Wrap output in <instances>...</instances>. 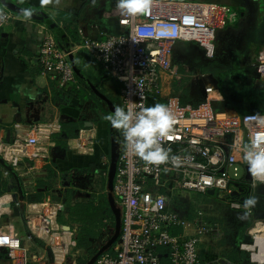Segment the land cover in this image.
I'll return each mask as SVG.
<instances>
[{
	"label": "built area",
	"instance_id": "obj_1",
	"mask_svg": "<svg viewBox=\"0 0 264 264\" xmlns=\"http://www.w3.org/2000/svg\"><path fill=\"white\" fill-rule=\"evenodd\" d=\"M0 30L14 18L13 12L0 3ZM111 14L117 18L120 33L93 38L82 34L76 49L92 56L106 73L120 84V106L153 105L163 86V73L181 81L185 74L173 64V45L177 41H196L207 58L216 56L215 39L218 28L233 24L237 12L230 6L197 0H154L151 10L133 17L120 16L115 7ZM103 34V33H102ZM71 51H64L55 35L45 28L38 53V63L50 81L67 92L81 88ZM207 52L211 55L208 56ZM254 68L264 80V47L255 58ZM205 100L197 106L182 104L178 97L167 99L175 115V123L163 144L172 155L181 158L179 167L171 163L150 166L125 147L119 154L113 182V194L122 211L121 230L112 251L101 253L95 264H210L201 253L200 245L211 231L216 237L219 228L205 221L204 212L195 222L194 233H187L193 222L184 219L171 205L173 190H187L207 194L210 189L228 200L232 209L244 210L243 201L254 195L255 187L246 179V164L242 145L258 131L249 117L257 112H229L216 108L213 101H224L220 90L210 84L204 88ZM216 93L217 98L210 95ZM61 131L60 118L36 123H16L14 138L0 139V158L13 169L24 162L32 169L37 160L49 157L56 145L55 135ZM67 148L82 156L96 150V131L82 127L78 134L68 138ZM245 168L240 181H235L233 166ZM104 169L107 170L106 164ZM244 175V176H243ZM244 188L239 195H232ZM9 194L0 197V216L10 214ZM18 203V202H17ZM61 204L46 199L31 202L26 207L24 224L28 240H39L48 249V264H76L71 255L78 246L76 231L59 222ZM253 213V209L251 210ZM181 228L179 231L175 229ZM5 250L10 264H25L20 254L21 237L0 229V252ZM226 264H234L226 260Z\"/></svg>",
	"mask_w": 264,
	"mask_h": 264
},
{
	"label": "crops",
	"instance_id": "obj_2",
	"mask_svg": "<svg viewBox=\"0 0 264 264\" xmlns=\"http://www.w3.org/2000/svg\"><path fill=\"white\" fill-rule=\"evenodd\" d=\"M197 1L214 2L237 10L232 4L225 2ZM15 2L23 4L21 6L13 2L20 8L32 7L35 14L26 20L20 15V12L9 8L13 12L14 18L8 26L0 30V139H13L16 123L43 122L56 117H59L60 121L64 118L78 119L84 117L85 122L91 121L93 124L83 125V127H90L96 131V150L90 156H82L70 151L67 144L65 147H60L56 141V145L49 150V157L37 160L34 165L32 164V169L28 168V165H25L24 162L16 170L6 162V165H0V197L9 194L12 199V201L6 203V206L9 203L11 204L10 207L8 206L11 213L0 216V229L21 237L22 250L20 254L25 260V264H48V249L39 240H28L26 237L27 228L23 220L29 203L41 202L46 199L59 202L61 204V211L58 216L59 222L75 230L76 238L80 243L81 233L72 224L70 215L62 210L63 203L60 199L67 191L71 192V197L78 196L79 186L83 185L84 187L87 180L95 188L91 192L102 196L98 199L96 206L99 204L103 206L104 201L107 206L103 208L100 227L96 229V232L95 228L93 231L90 230V234L85 232L86 238H88L85 241L87 246H82L89 247L92 244L90 241L97 240V238L98 240L104 239L103 235L109 232L111 225L114 223V215L108 203L107 180L110 163L109 165L106 164L107 170H105L104 158L109 156L111 161L112 143L116 144L120 154L124 147V141L119 140L117 142V137H120L118 130L113 129L110 123L104 119L106 115L112 112L107 104L93 92L90 83L107 95L115 106H117V103L120 104V84L111 78L92 56L81 48L76 49V46L81 43L82 34L93 38H104L107 34L120 33L122 28L119 26L117 18L111 14L116 0H97L95 7H93L92 0H60L59 5L53 4L47 7H41L40 0H15ZM233 3L240 6V12H236L238 16L239 14L242 16V20L253 18V10L251 9L253 3L256 4L259 10L258 19L264 17V0H237ZM48 19H51L61 28L64 36L50 29ZM45 28H49L53 32L64 51L73 50L70 56L78 70L76 76L81 90L79 91L80 95H71V97L83 103V99H86L92 93L95 94L97 105L90 104V107L97 108L99 111L89 112L96 116H84L79 106L67 105L64 101L68 97L59 94L56 84L50 81L47 74L42 72L37 57ZM227 31L230 35L238 34L235 29L229 28ZM263 47L264 39L256 49L258 52L253 53L251 63L253 68L255 58ZM173 48V64L177 66L180 73L187 76L179 81L170 74L163 73L161 95L159 98L154 99L152 103L153 105L155 103L166 104L169 97L175 96L180 99L182 104L197 106L205 100L204 88L207 84L218 88V82L214 75L216 72L212 68L206 69L205 67L204 71H200L198 66L201 63L193 64L192 61L181 58L180 52L183 51L181 41L175 42ZM189 76L202 78L201 92L203 93L197 99L193 98V93H189L188 101H185L187 98L185 96L183 98L184 102H182L180 93L177 94L176 92L184 89L181 85L185 87L190 85V82H186ZM82 88L83 91H86L85 95L81 94ZM218 89L222 92L224 101L227 102L230 98L229 95L225 94L221 87ZM210 96L218 97L216 93ZM89 99L93 103L92 99ZM224 101H213L212 105L214 107L217 104L224 106V103L227 104ZM85 102L87 101L84 100ZM246 106L244 104H233L232 108L237 111L240 107ZM252 109L264 111V108L259 105L256 107L248 104V110ZM110 131L113 136L110 135ZM92 165H98L104 171L103 177L105 180L103 179L102 182L96 180L97 172L96 170L91 171ZM61 188L66 190H61ZM57 193L61 196L59 200L53 198ZM86 195L85 193L84 196ZM254 195L257 196L256 191ZM256 207L253 209V213L244 220L237 219V215L224 216L213 211L204 212L203 219L212 228H219L221 233L219 237H216L213 231L209 232L200 245L202 255L210 264H226V260H231L234 264H264V215L257 214ZM200 219L198 215L194 214L191 219L187 220L194 224ZM96 223H94V227H96ZM195 231L194 224L188 228L187 233H194ZM83 239H85L84 235ZM0 264H10L5 250L0 252Z\"/></svg>",
	"mask_w": 264,
	"mask_h": 264
},
{
	"label": "rangeland",
	"instance_id": "obj_3",
	"mask_svg": "<svg viewBox=\"0 0 264 264\" xmlns=\"http://www.w3.org/2000/svg\"><path fill=\"white\" fill-rule=\"evenodd\" d=\"M214 1L232 4L233 7L237 9L235 10L233 8V10L238 11V13L240 12L239 11L240 6L235 5L233 3L236 2L237 0H214ZM251 9L253 10V18L251 20H245V19L242 20V16L239 14V16L237 17V21L235 23L217 29L216 39H215L216 56L214 58L212 59L207 58L199 43L193 40L181 41L183 51L180 52V55L181 58L185 59L186 61L188 60L192 61L193 64L201 63V65L198 66V69L200 71H204V67L206 69H211V68L214 69L220 74L221 79L222 78L224 79V77L228 73H230L229 77L234 87L236 86L235 88H237L238 86L240 89H243V87H245L254 90L255 91L254 94L258 97L256 100L257 102H255L254 106L257 107V105H259L260 107L264 108V102H261L262 100L264 101V80L259 78V76L255 72V69L251 65L253 53L258 52V50L256 49L257 47H259L261 41L264 39V17L258 19L259 10L255 3L252 4ZM229 28L237 30V33L239 35L238 34L230 35V33L228 34L227 30H229ZM192 72L193 70L191 71V73ZM186 82H190V85H188L189 88L187 87V85L186 87L184 85H181L182 88L184 89L176 93L177 94L180 93L182 100L186 96L187 98L185 99V101H188L189 93L194 94L193 96L194 99L199 98L200 95L203 93L201 92L202 78L200 77L194 78L192 76H189ZM220 86L222 87V85ZM229 87L233 88L231 84H229ZM81 92L82 95L86 94V91H83V88ZM227 94L230 93L227 92ZM67 97L68 99H65L64 102L67 105H71L74 107L79 106L80 109L82 110V115L84 116H88V117L96 116L95 114H91L89 111L93 113H95L94 110L99 111L97 108L93 109L92 107H90V104L97 105V103L95 102L96 101L95 94H93V96L89 95V97L86 96L87 98L83 99V103L82 101L80 103L78 99H73V97H69V96ZM89 98L92 99L93 103H91V100ZM233 99L234 98H228V101L226 102L227 107L228 106L233 107V104H231L232 103L231 101ZM84 100L87 102L84 103ZM182 102H184V100ZM223 105H225V103ZM215 107L220 108L223 106L217 104V106ZM243 108L248 109V105L246 107H240V109ZM119 136L120 137H117V142L119 140L120 141L123 140L120 132H119ZM104 159H105L104 163L109 165L110 163L109 156L105 157ZM95 170L97 172L96 180L97 181L100 180L102 182V180L104 179L103 177L104 171L101 168H99L98 165H92L91 171H95ZM244 172H245V168L239 165L233 166L230 170V174L235 181H240V176H242ZM84 185H85L84 187L83 185L79 186L80 189H78V193H79L78 196L71 197V192L67 191L66 193L63 194V198L61 199H60L61 196L58 195V193L53 197L54 199H58V200L60 199V201H62L63 203L62 210L70 215V220L72 224H74L76 230L80 231L81 233L80 241L83 239V235L86 238L85 232H88L90 230L93 231L94 228L96 232V229L100 227L99 224H101L102 221L103 208L104 206H107L105 201L103 206L100 204L96 206L98 199L101 198L102 196L95 194V192H91L95 188L93 184L90 185L87 182V180ZM61 190H66V189L61 188ZM255 191L259 198V203L257 204L256 207L257 209L256 213L257 214L260 213V215H264V185L257 186L255 188ZM85 193L87 194L86 196H84ZM171 205L179 211V213L182 215L183 218H187V219H191L194 214L199 216V214H197V210L199 209L205 213L207 211L209 212L213 211L218 215L221 214L224 216H236V215L238 216V213L240 214L243 212L241 210L232 209L229 205L228 200L223 199L222 196L217 193L204 194V193H197L187 190H173L171 192ZM199 217L201 218V216ZM94 223H96L95 225L96 227H94ZM113 229H114V223L111 225L109 232L103 235L105 237L104 239L98 240L97 238V240L90 241L92 242V244L89 247H84L80 243H78V246L71 255V261L72 262L74 261L76 264H86L88 260L91 258V256L100 248L102 243H104L111 236Z\"/></svg>",
	"mask_w": 264,
	"mask_h": 264
},
{
	"label": "clouds",
	"instance_id": "obj_4",
	"mask_svg": "<svg viewBox=\"0 0 264 264\" xmlns=\"http://www.w3.org/2000/svg\"><path fill=\"white\" fill-rule=\"evenodd\" d=\"M93 7L97 0H92ZM59 5L60 0H40L41 7L49 5ZM154 4V0H116L115 10L120 16L133 17L148 13ZM20 15L26 20L35 13L32 7L21 8ZM5 19L0 12V20ZM210 57V53L207 52ZM168 104L155 103L145 107L139 105V110L129 106L126 108L115 106L114 111L106 115L104 119L108 121L113 129L120 132L123 137L125 149L134 154L146 165L160 166L171 163L179 167L181 158L171 154L170 148H165L163 142L170 138L175 115ZM256 129L262 130L254 133L242 145V158L247 165L248 173L252 177L253 184L257 182L264 184V115L254 114L249 117ZM259 203V198L255 195L248 196L243 201L244 211L238 214L237 219L244 220L251 215V210Z\"/></svg>",
	"mask_w": 264,
	"mask_h": 264
},
{
	"label": "water",
	"instance_id": "obj_5",
	"mask_svg": "<svg viewBox=\"0 0 264 264\" xmlns=\"http://www.w3.org/2000/svg\"><path fill=\"white\" fill-rule=\"evenodd\" d=\"M6 6L8 8H10L11 10L16 11V12H19V10L21 9L19 6H17L13 2H8L6 4ZM48 22H49L50 26L52 27V29L57 34L64 36L63 31L61 30V28L57 24L52 22L51 19H48ZM70 60L72 61L74 70L77 74L78 70H77V67L75 66L74 61H73L71 56H70ZM90 86H91V89L93 90V92L101 100H103L107 104L109 110L111 112H113L115 104L112 102V100L107 95H105L101 90H99L95 85H93L92 83H90ZM218 88H220L219 84H218ZM235 112H237V111L235 110ZM63 117H64V115L62 116V118ZM92 124H93V122H91V121H86L84 123L85 126H89ZM118 157H119V152H118V149L116 147V144L112 143L111 161H110V167H109V173H108L107 186H108V203H109V206H110V208L113 212V215H114V229H113V232H112L111 236L109 237V239L91 256V258L88 260V262L86 264H95L98 256L101 253H103V252L109 250L111 247H113V245L117 241L119 234H120L122 211H121L120 206L117 204L115 196L113 194V182H114V175L116 173ZM246 179H248V180L251 179V176L248 173L247 165H246ZM236 185L238 186V189L234 190L232 192L233 196L239 195L240 192L244 191V188L241 185H239L238 183H236ZM208 193L213 194L215 192L213 189H210L208 191Z\"/></svg>",
	"mask_w": 264,
	"mask_h": 264
},
{
	"label": "trees",
	"instance_id": "obj_6",
	"mask_svg": "<svg viewBox=\"0 0 264 264\" xmlns=\"http://www.w3.org/2000/svg\"><path fill=\"white\" fill-rule=\"evenodd\" d=\"M7 1L8 2L9 1H12V2L16 3L17 5L23 6V4H21L19 2H15V0H0V3L6 4ZM50 29H52V28L50 27ZM58 90H59V92H58L59 94H65L66 96L71 97L72 94H75L77 96L80 95V92L79 91L81 90V88L78 89V90H68L67 92L62 91L59 88H58ZM92 95H93V93H92ZM224 102H226V100ZM225 105L223 106V108L226 109L227 111H229V112L235 111L234 108L229 107V106L227 107ZM117 106H120V104L117 103ZM237 111L239 113H246V112H257L259 110L258 109L248 110L247 108L246 109L243 108V109H238ZM84 123H85L84 117H81V118H78V119L64 118L61 121V131H60V133H58L57 135H55V139H56L58 145H60V147H65L66 144H67L68 138H71V137L76 136L78 134L79 129L81 127H83ZM110 126H111V124H110ZM110 135L113 136V133L111 131H110ZM0 165H6V163L3 162V160L1 158H0ZM0 182H1V178H0ZM180 229L181 228H177V229H175V231H179ZM90 232L91 231H88L89 234H90ZM86 239L87 238L82 239L80 241V244L81 245H84V246H87L86 243H85ZM112 250H113V248H110L108 251H112Z\"/></svg>",
	"mask_w": 264,
	"mask_h": 264
},
{
	"label": "flooded vegetation",
	"instance_id": "obj_7",
	"mask_svg": "<svg viewBox=\"0 0 264 264\" xmlns=\"http://www.w3.org/2000/svg\"><path fill=\"white\" fill-rule=\"evenodd\" d=\"M215 72H216V74H214L215 79H217V82L219 85H222V87L224 88L223 91L225 92V94H227L228 92L230 94H227V95H229L230 98H234L231 101L233 104H239V105L240 104H244V105L252 104L254 105L255 102H257L256 100L258 97L254 94L255 93L254 90L248 89L245 87H243V89H240L238 86L237 88H235L236 86L234 87V85L231 83V79L228 74L224 77V79L223 78L221 79L220 74L217 71ZM229 84H231L233 88H230ZM261 102H264V101L262 100Z\"/></svg>",
	"mask_w": 264,
	"mask_h": 264
}]
</instances>
